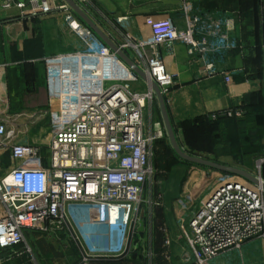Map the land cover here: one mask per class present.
I'll return each mask as SVG.
<instances>
[{"label": "built area", "instance_id": "2783aa9c", "mask_svg": "<svg viewBox=\"0 0 264 264\" xmlns=\"http://www.w3.org/2000/svg\"><path fill=\"white\" fill-rule=\"evenodd\" d=\"M10 1L3 0V5ZM25 1L31 15L54 10L50 0ZM25 1L17 5L24 7ZM197 1L179 0L184 27L167 11L145 15L147 34L129 33L115 43L145 73V79L90 28L99 46L45 58L48 94L56 103L48 114L46 155L39 143L15 140L14 130L0 120V151L9 157V171L0 178V250L21 243L25 230L46 232L52 225L67 230L77 244L76 264H94L97 257L131 251L141 215L151 218L155 207L166 208L152 187L156 142L163 137V128L157 122L149 128L144 121L146 107L157 97L152 83L163 96L175 84L159 48L182 43L192 61L203 63L201 73L222 75L227 84L232 82L231 73L216 71L206 57L238 48L231 35L232 19L202 20L195 14ZM259 2L263 5L264 0ZM137 84L145 88H136ZM241 115L237 107L210 117ZM263 163L264 157L259 158L257 172L246 170L257 182L220 171L212 175L208 187H202L189 216L177 209V223L197 264H211L251 240L264 242ZM84 225L87 231H81ZM92 227L108 244H90ZM162 231L169 246L171 239Z\"/></svg>", "mask_w": 264, "mask_h": 264}, {"label": "crops", "instance_id": "0c3cea01", "mask_svg": "<svg viewBox=\"0 0 264 264\" xmlns=\"http://www.w3.org/2000/svg\"><path fill=\"white\" fill-rule=\"evenodd\" d=\"M23 1L11 0L6 6L0 0V120L14 130L15 140L39 143L46 155L48 114L56 103L51 102L48 94L45 58L94 49L100 40L64 0H50L54 10L43 16L31 15L26 1L24 7L17 5ZM74 1L114 43L122 42L129 33L147 34L145 15L157 16L167 11L179 27L185 26L179 0ZM263 9L264 2L261 5L259 0H198L195 3V14L202 20L232 19L231 35L237 40L238 48L206 57V63H212L216 71L231 73L230 84L222 75L201 73L203 63L192 61L182 43L159 48L167 71L175 79L173 87L164 95L167 111L176 138L186 146H183L186 151L199 150L185 139L186 131L197 120L240 107L253 92L259 91L264 96ZM135 87L142 90L145 85ZM144 121L149 128L157 122L165 131L157 97L146 107ZM2 160L9 166L8 154L0 151ZM178 216L177 208L155 207L151 218L144 215L143 229L138 228L131 251L97 257L94 264H197L177 223ZM162 229L171 239L169 246L164 244ZM81 231H87V226ZM76 232L80 235L78 229ZM98 233L94 227L88 231L90 244H108ZM260 242L264 254V242ZM249 243L231 249L226 258L234 264L243 263V256L240 258L232 250H253ZM79 260V249L70 233L52 225L46 232L25 230L21 243L9 250H0V264H76Z\"/></svg>", "mask_w": 264, "mask_h": 264}, {"label": "rangeland", "instance_id": "374dc122", "mask_svg": "<svg viewBox=\"0 0 264 264\" xmlns=\"http://www.w3.org/2000/svg\"><path fill=\"white\" fill-rule=\"evenodd\" d=\"M261 98L262 112L259 119L242 114L228 125L213 127L199 141L198 151L200 152L186 151V146L183 145L184 148L178 140L177 142L188 154L228 165L242 166L249 172H257V160L264 157V96L261 95ZM161 139L162 143H156L153 192L155 195L162 196L161 201L167 208L173 209L174 207L186 211L189 216L203 194L202 187L204 185L208 187L207 183L212 175L216 176L220 170L182 160L173 150L166 130H163ZM190 139L193 138L190 137ZM8 169L9 166H6L3 160L0 161V178L6 174ZM247 245H253V250H232L238 256H243L244 262L239 264H264L260 240L255 239ZM228 251L231 252V250ZM228 251L216 257L211 264H234L226 258Z\"/></svg>", "mask_w": 264, "mask_h": 264}, {"label": "water", "instance_id": "95a60500", "mask_svg": "<svg viewBox=\"0 0 264 264\" xmlns=\"http://www.w3.org/2000/svg\"><path fill=\"white\" fill-rule=\"evenodd\" d=\"M65 3L87 24V26L94 32L96 35L113 51L117 53V55L136 73L138 74L142 79H145V73L137 67L132 60L118 47L116 44L108 37V35L99 27L97 26L93 20L83 11V9L74 1V0H64ZM152 88L156 93L157 99L159 101L160 111L163 119V123L165 126V130L168 136V139L170 141V144L175 151V153L182 159L191 163L208 166L213 169H217L220 171H225L228 173L238 174L241 175L253 182H257V179L253 177L249 172L246 170L233 166L224 164L212 159L203 158L195 155L188 154L185 152L179 143L177 142L176 135L171 123V120L169 118V114L167 111L166 103H165V97L160 92L159 88L155 83H152ZM264 189V186H263ZM143 229V215L140 217V226L139 230Z\"/></svg>", "mask_w": 264, "mask_h": 264}, {"label": "trees", "instance_id": "16d2710c", "mask_svg": "<svg viewBox=\"0 0 264 264\" xmlns=\"http://www.w3.org/2000/svg\"><path fill=\"white\" fill-rule=\"evenodd\" d=\"M261 92H253L250 94L245 100L243 104L239 107L242 110V114L248 117L253 118L257 117L258 119L261 117L262 112V98ZM256 113V115L254 114ZM237 117H224L217 116L216 119H211L210 115L204 120H197L198 123L193 125L190 131H186L185 139L188 141L189 145H193L199 147V141L205 137L213 127H219L223 124H230L235 121ZM192 137L193 139H190ZM213 138V135L210 136ZM162 139H159L156 143H162ZM167 149V147H166ZM262 175L264 176V163L262 165Z\"/></svg>", "mask_w": 264, "mask_h": 264}]
</instances>
